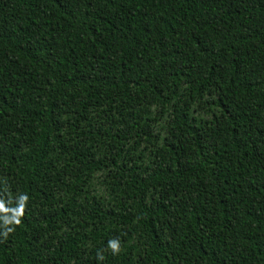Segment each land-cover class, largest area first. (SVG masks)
<instances>
[{"label": "trees", "instance_id": "16d2710c", "mask_svg": "<svg viewBox=\"0 0 264 264\" xmlns=\"http://www.w3.org/2000/svg\"><path fill=\"white\" fill-rule=\"evenodd\" d=\"M0 264H264V0H0Z\"/></svg>", "mask_w": 264, "mask_h": 264}, {"label": "clouds", "instance_id": "9594fccd", "mask_svg": "<svg viewBox=\"0 0 264 264\" xmlns=\"http://www.w3.org/2000/svg\"><path fill=\"white\" fill-rule=\"evenodd\" d=\"M28 197L27 196H24L22 198V203L20 205V208L19 210L17 211V216H22L23 215V212H24V206H25V202L27 201ZM19 219H17L15 221L16 224H19ZM6 235V234H5ZM109 247L113 250L114 253L118 252L119 251V244H118V241L117 240H111L109 241Z\"/></svg>", "mask_w": 264, "mask_h": 264}]
</instances>
